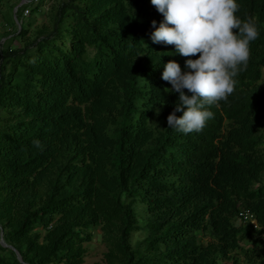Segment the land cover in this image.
I'll list each match as a JSON object with an SVG mask.
<instances>
[{"label":"trees","instance_id":"obj_1","mask_svg":"<svg viewBox=\"0 0 264 264\" xmlns=\"http://www.w3.org/2000/svg\"><path fill=\"white\" fill-rule=\"evenodd\" d=\"M237 3L260 35L187 135L168 128L179 93L162 73L188 58L152 42L151 0H62L0 51V227L25 263L86 264L101 229L106 264H264V0ZM0 264L23 263L0 244Z\"/></svg>","mask_w":264,"mask_h":264},{"label":"clouds","instance_id":"obj_2","mask_svg":"<svg viewBox=\"0 0 264 264\" xmlns=\"http://www.w3.org/2000/svg\"><path fill=\"white\" fill-rule=\"evenodd\" d=\"M151 4L164 18L158 27L152 21V42L174 46L175 53L188 58L186 71L175 60L164 65L162 80L179 93L167 117L168 128L185 135L200 132L214 118L209 106L227 101L235 90L236 77L247 69L250 43L260 35L257 23L252 17L242 20L236 15L237 0H151ZM197 55L198 59L190 58ZM177 112L183 115L177 117ZM32 143L42 147L39 140Z\"/></svg>","mask_w":264,"mask_h":264},{"label":"rangeland","instance_id":"obj_3","mask_svg":"<svg viewBox=\"0 0 264 264\" xmlns=\"http://www.w3.org/2000/svg\"><path fill=\"white\" fill-rule=\"evenodd\" d=\"M33 2L35 4H32ZM60 2H62V0H0V51H4L8 47L13 49L20 48L22 43L19 39H15L16 34L19 32L21 25L27 28L32 19H34V23L30 27L31 32L27 39H34L38 28L50 24L52 12L56 11L53 9L56 8ZM39 4H42L39 13H30L27 17L21 15L26 9L30 10L32 7ZM16 9H20V13L17 14L18 18H20L18 23L16 21ZM93 233L94 239L87 245L88 252L85 262L86 264H106L105 253L108 251V247L103 240V232L101 229H94ZM199 238H202V236ZM143 239L144 233L142 231L135 232L131 238L132 246L135 247L136 244ZM204 240L206 241L208 238L205 236Z\"/></svg>","mask_w":264,"mask_h":264},{"label":"built area","instance_id":"obj_4","mask_svg":"<svg viewBox=\"0 0 264 264\" xmlns=\"http://www.w3.org/2000/svg\"><path fill=\"white\" fill-rule=\"evenodd\" d=\"M38 1V0H37ZM34 3V2H33ZM30 14V10L29 9H26L23 13V16L24 17H27L29 16ZM239 222L240 223H244V224H251L254 226V228H258V222L257 220L255 219L254 215L252 213H249V212H242L239 216Z\"/></svg>","mask_w":264,"mask_h":264},{"label":"water","instance_id":"obj_5","mask_svg":"<svg viewBox=\"0 0 264 264\" xmlns=\"http://www.w3.org/2000/svg\"><path fill=\"white\" fill-rule=\"evenodd\" d=\"M17 10H18V9H16L15 12H17ZM0 244H1L2 246H4V247H8V248L12 249V250L16 253V256H17L18 260H19L21 263H23V264H27V263H25V262L23 261V258H22V256L20 255V253H19V252L13 247V246L8 245V244L5 242V240H4V232H3V230H2L1 227H0Z\"/></svg>","mask_w":264,"mask_h":264}]
</instances>
